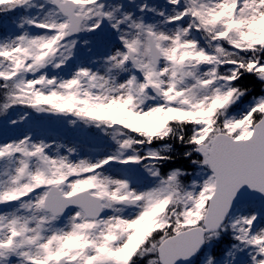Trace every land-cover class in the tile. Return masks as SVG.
Masks as SVG:
<instances>
[{"label":"snow or ice","instance_id":"snow-or-ice-1","mask_svg":"<svg viewBox=\"0 0 264 264\" xmlns=\"http://www.w3.org/2000/svg\"><path fill=\"white\" fill-rule=\"evenodd\" d=\"M0 264H264V0H0Z\"/></svg>","mask_w":264,"mask_h":264}]
</instances>
